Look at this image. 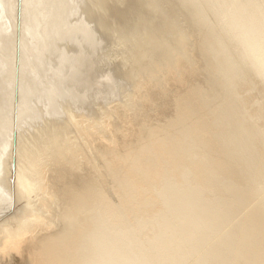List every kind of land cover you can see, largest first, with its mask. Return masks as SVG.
<instances>
[{
    "label": "bare ground",
    "instance_id": "6f19581e",
    "mask_svg": "<svg viewBox=\"0 0 264 264\" xmlns=\"http://www.w3.org/2000/svg\"><path fill=\"white\" fill-rule=\"evenodd\" d=\"M0 264H264V0H0Z\"/></svg>",
    "mask_w": 264,
    "mask_h": 264
},
{
    "label": "rangeland",
    "instance_id": "374dc122",
    "mask_svg": "<svg viewBox=\"0 0 264 264\" xmlns=\"http://www.w3.org/2000/svg\"><path fill=\"white\" fill-rule=\"evenodd\" d=\"M97 75V76H96ZM95 77H94V80L92 81L94 83V85L99 89V92H102L104 91L106 88L104 87V85L101 84V76H98V74H96ZM107 118L104 117L103 118H100L98 119V122L99 121H103V120H106Z\"/></svg>",
    "mask_w": 264,
    "mask_h": 264
}]
</instances>
